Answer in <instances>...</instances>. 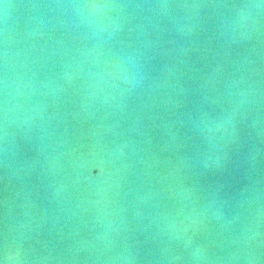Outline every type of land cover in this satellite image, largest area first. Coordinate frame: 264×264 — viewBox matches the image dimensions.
I'll use <instances>...</instances> for the list:
<instances>
[{"label": "water", "instance_id": "obj_1", "mask_svg": "<svg viewBox=\"0 0 264 264\" xmlns=\"http://www.w3.org/2000/svg\"><path fill=\"white\" fill-rule=\"evenodd\" d=\"M0 264H264V0H0Z\"/></svg>", "mask_w": 264, "mask_h": 264}]
</instances>
